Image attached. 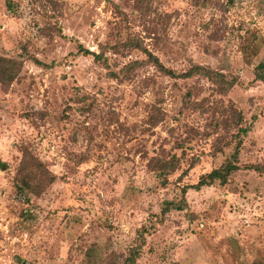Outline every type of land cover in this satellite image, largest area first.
Returning <instances> with one entry per match:
<instances>
[{
  "label": "rangeland",
  "instance_id": "rangeland-1",
  "mask_svg": "<svg viewBox=\"0 0 264 264\" xmlns=\"http://www.w3.org/2000/svg\"><path fill=\"white\" fill-rule=\"evenodd\" d=\"M0 57V264H264V0H0Z\"/></svg>",
  "mask_w": 264,
  "mask_h": 264
},
{
  "label": "trees",
  "instance_id": "trees-1",
  "mask_svg": "<svg viewBox=\"0 0 264 264\" xmlns=\"http://www.w3.org/2000/svg\"><path fill=\"white\" fill-rule=\"evenodd\" d=\"M77 49L79 51L83 52L84 54H92V55H94L95 58L98 57L97 54H95L94 52L90 51L89 49L83 47L80 44L77 45ZM148 58H149L150 62L153 65H155L157 67V69L159 71H161L162 73H164L165 75H176L172 71V69H169L166 66H164L161 63V61L152 53L148 52ZM37 63L41 64V63H39V61H37ZM0 65H10V68H11L14 65V63L10 59H4L3 57H0ZM6 69H4L3 67L0 66V81L1 80L2 81L8 80V78L10 80V79H13V77H14V74L12 73V71H8V70H10L8 68H6ZM4 72L5 73L7 72V74H9L6 76L7 78L2 77V74ZM202 72H204V74H208L209 72H212V71L206 67H203L200 64H195L188 71L181 73V75L188 77L189 75L200 74ZM220 75H222V73H220ZM254 76H255V79L261 80L264 82V61H262L256 65L255 71H254ZM240 130H242L244 132L246 131L245 128H241ZM239 134L240 133H236V135L238 137L240 136ZM240 143H241V139H239L236 143L237 144L236 149L232 154V158H233L232 161L227 162L225 165H223L219 168H214L211 171H209L208 173L201 175L195 184L183 186L182 192L184 193L186 191V188L200 189L202 186L211 185L215 181H218L219 183H225L228 176L233 171H236L237 169L240 168L239 165L236 163V159H237V155H238V147H239ZM246 168L254 170L258 173H264V164H258V163L251 164V165H248V167H246ZM17 187L19 189H21L20 185H17ZM182 207H183V205H181V204L167 202L165 207L162 209V211H166L170 208L181 209ZM138 252L139 251H138L137 246L132 248L130 253H129V256L125 258L123 264H131L133 262V260H135V258H137Z\"/></svg>",
  "mask_w": 264,
  "mask_h": 264
}]
</instances>
